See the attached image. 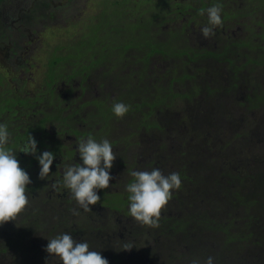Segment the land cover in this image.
<instances>
[{"label": "trees", "instance_id": "1", "mask_svg": "<svg viewBox=\"0 0 264 264\" xmlns=\"http://www.w3.org/2000/svg\"><path fill=\"white\" fill-rule=\"evenodd\" d=\"M217 3L222 5L221 18L224 23L231 18L230 16H234L233 12L236 14L235 11H237V9L234 11L226 0L206 2L203 6H205L204 9H206L208 6L211 7ZM128 7H134L136 10L138 8L144 10L157 8L158 11L162 10L163 17L165 18L168 16L169 12L179 11L180 13L178 14L177 12L175 17L161 19V14L159 12L151 14V11H142L138 13L137 17L132 16L136 20L134 24L137 25H127L126 28L123 29L125 33L124 41L117 42L116 40L119 39L117 37L116 40L111 38L106 45L104 42L102 43V41H99V35L105 30L110 19L113 20L116 18L119 20L128 13L135 15L134 13L128 12L130 9H128ZM190 7L192 6L188 1L172 2V0H114L110 4L103 2L102 13L100 11L98 16L95 17L97 18V22L93 25L95 29L81 36L80 39L82 41H78V47L74 48L70 45L62 46L63 48L65 46L67 47L68 51L66 55L64 52H59V54L53 53L54 51L51 52L50 59L52 62L43 78L45 84L40 95L32 97L24 96V98H21L19 91V94H14L11 93L13 91L9 89H4L0 95V118L3 115V111L9 112L10 115H14L17 111L19 113V118H16V120L19 119V122H21L22 114L28 117L30 114L29 109H33L35 112L34 124L37 127H42L40 122L47 119L50 114L45 113L47 107H49L50 96V91L47 89L49 83L47 82L50 81L51 84H55L56 79L64 75V72L62 71L63 73H61L60 70H64V66L69 60L82 63L83 68L87 71H89V69L95 70L96 68L105 69L103 66L107 63L106 60L108 62L110 61L109 56L112 53L118 54V52H121V55L118 54L115 58L114 65L111 64L105 69L108 72L114 71L117 76L124 65L122 64L124 60L122 55L126 53V48L124 47L125 42L129 41L130 44L126 46L131 48L129 53H134V57L132 58L134 61H129V64L131 67L139 68L141 71L140 73H144L148 70V65L151 63V58L154 56H158L162 61L167 62V65L171 69L181 70L182 74L179 73V78L175 79L176 83L172 86L176 84L188 85L190 91L186 94L169 93L165 97L170 98L173 96L172 99L176 97L178 99L181 98L185 100L187 104L192 105L193 103L195 105V116L198 119L197 122H193L188 128L214 130L212 132L220 135L223 131L227 132V126L231 123L225 122L231 121L237 117L232 116L233 112H238L237 114L239 115L242 112H246L245 117L247 121L245 122H255L260 125L259 137H257L251 145L252 148L258 150L259 153H257V158H259V160H252L253 158L251 157L252 159L249 160L244 169L240 171L241 175L232 174L226 166V162L231 160L232 153L229 151L230 147L233 146V139L231 137L227 139L228 142L224 145L226 148L221 149L209 138L207 142H210L206 145L207 147L204 148L206 151H209V154H207L209 156L202 153V155H197L195 158L188 150L186 151L187 158L183 157L185 152L180 154L179 160L177 161L178 165H175L173 170L180 174L182 184L180 189L172 191L171 199L173 200H170L162 210L159 227L152 228L153 231L148 235L145 233H138L137 228L131 226L128 228L131 230V235L126 236L125 234L122 237L126 240L125 244L127 243L133 246L131 251L137 252V254L141 256V260L138 264L167 263L166 261L171 258L165 259V251H173V244L175 242L183 238H188L191 235L195 238L197 237L198 240H208L210 235H213L216 238L215 244H217L220 253L223 255L226 256L228 251L235 248V250H232V252H234V258L236 255L240 254L242 248H248L250 251H253V246L264 249V143H262V139L264 138V90L251 86L246 77L250 76V73L253 72L252 67L254 66L253 63H255L253 56L256 44L254 41L248 40L243 44L237 45L235 49L243 47V52H239L235 55L233 49H229L225 46H223L222 50L219 52L216 51V49H209L211 45L209 47H198L189 40L191 43L190 45L188 39H186L183 45L178 48H172L159 39L157 40L154 38L157 37V34H153L150 27L154 25L158 28V19L164 20L165 23L170 21L179 22V30L181 33L191 34L188 32H191L193 28L198 29L195 27L190 28L194 20L193 16H195V12L197 11V9L188 10ZM239 7V11L242 12L245 17L248 16L253 19L254 14L264 7V0H244ZM244 11L248 12V14ZM106 16L112 18L106 19L108 18ZM203 21H208L207 15L204 16ZM129 27L134 29L130 31L128 30ZM136 29H138L137 32H135ZM219 30L220 26L217 31ZM13 31H16L18 35L21 33L19 28ZM118 31H120V36H122V29H118ZM11 32L10 29L0 24V41L6 43V39L14 34V32ZM193 33L196 34L195 30H193ZM245 39L246 38H244V41ZM59 48L61 47H57L56 49ZM262 50L264 53V49ZM10 51L13 55L15 54L12 48ZM225 52H229V55ZM8 60H10V58H8ZM237 60H240V62L237 63ZM171 62L172 64H170ZM164 65L166 64L164 63ZM215 65H217V67H215ZM111 66L113 67L110 68ZM174 69L173 75L175 76ZM189 69L190 71L194 69V73L191 72L188 74ZM131 71L132 74L135 73L133 69H131ZM208 75L214 76L208 79ZM136 85L137 84L133 83L131 90L126 94L129 97L134 95L145 97V92L143 91L142 94L139 93L140 89ZM172 86L169 85L168 91H171ZM241 86H244L245 89L242 96L238 98L236 93L238 90H241ZM23 87L24 82L20 86V90ZM9 93L11 94L9 98L13 97V102H16V105L19 106V109L13 112H11L12 106L7 102L8 100L6 98V94ZM189 96L192 98V102ZM147 97H149V94H147ZM200 97L201 99L199 100ZM194 98L197 99L196 102L193 101ZM213 98H218L222 102L211 105ZM56 103L57 104L53 102L51 97V111H55L58 117H60L62 115L61 107L64 103L59 99L56 100ZM127 105L131 106L129 103H127ZM166 107L167 105L159 106L157 112L160 110V113H162L163 109ZM135 110L137 111V109ZM157 112L151 114L137 112V114L133 115L130 114L129 111L127 114L130 120L137 119V123L138 119L148 122L151 121L152 123L156 122L157 115L155 113ZM249 112L253 113V115L255 114V119H251L247 116ZM53 117L56 118L55 116ZM100 119L102 123L104 120L105 126L108 127L111 125L112 121L115 120V115L113 111L107 115H105L103 111ZM151 123L145 125L147 131H161L164 129L157 122L154 126L151 125ZM27 124L28 123H22L19 128L25 127L26 129ZM25 133L27 134L28 131ZM235 135L236 139L244 140L246 143L250 141V139L247 138L249 133L242 129L240 132L238 131L235 133ZM12 145L16 146V144ZM217 153L219 156L215 155ZM203 156L204 158L202 159ZM156 161L158 162V160ZM127 165L128 163H126V166ZM189 166H191V170H189ZM149 168L154 169L156 166L150 165ZM149 168L147 171H151ZM133 170L134 169L131 168L127 169L126 186L134 181V178L131 176V171ZM170 173L172 172L170 171ZM163 174L168 175L165 172ZM224 177L228 179L234 178V181H239L240 187L233 189L225 186L222 180ZM27 190L29 192V204L24 211L18 214V217H15L13 220L18 226L17 232L19 233V241L8 243L10 248L15 246L14 251L17 253L15 260L20 264L24 263L27 251L35 252L33 248L25 245V242L30 239L31 236L34 237V240L37 239L38 242L42 243L43 240L49 236L54 238L57 236V233H59V235L68 233L72 235V237L73 235L76 236V238L78 237L79 241H86L90 247L95 249L97 246L102 247L115 244L117 243L115 240L120 238L118 234H116V236L111 234L112 226L107 223L109 221L108 219H101L100 215L95 214L93 211L84 212L83 209L72 204L71 200L68 198L66 199L61 191H57L58 189L52 191V188L48 185H39L37 178L33 179V184L27 185ZM54 192L60 197L54 195ZM108 194L109 193L104 192L103 195L105 202L108 203L106 207H111L112 210L114 207H119L116 206L118 203L117 200H114L113 202L115 203H113L106 199L112 196L117 199L118 195ZM125 194L126 193L122 192L119 195L124 196ZM184 196L187 197L186 204ZM58 198H60L59 200L60 202L62 201V203H56ZM206 199H209V201ZM239 206L244 208L239 216L245 227V232L243 233L244 237L241 238L237 237L236 233L229 234L236 227L235 219L230 217L232 212ZM73 209L80 214L73 216ZM249 212L253 214L249 215ZM104 214L113 216L116 213L109 211ZM241 219H238V221ZM224 223L228 225H224ZM113 224H115L114 221ZM141 226L145 227L146 225L141 224ZM238 241H240V243ZM235 242H238L236 247H234ZM152 243L153 246H151ZM242 243H245L246 246ZM110 247L111 252H106L110 264H129L128 255L127 257L120 256L123 246ZM236 250L238 254L236 253L235 255ZM163 259L165 260L163 261ZM183 259L185 258H181L180 260L183 261ZM251 261L252 259L244 260L240 263L235 259V262L230 264H237V262L239 264H251Z\"/></svg>", "mask_w": 264, "mask_h": 264}, {"label": "rangeland", "instance_id": "2", "mask_svg": "<svg viewBox=\"0 0 264 264\" xmlns=\"http://www.w3.org/2000/svg\"><path fill=\"white\" fill-rule=\"evenodd\" d=\"M38 1L39 5H42L40 10L44 13L42 16L37 13L36 18L34 16V22L30 25V30H28V34H26V37L23 38L22 42L26 44L27 49H24L23 52L18 55V61L15 57H13L12 62L13 65L9 67L8 58L10 55V46H8L6 43L0 44V91L2 89H10L13 91L14 94L20 95H26L29 97L40 95V92L44 89V80L43 78L46 75V72L48 70L47 61L51 57L52 53H49L50 49H53L55 46L59 45H70L74 48L79 46L78 41H82L80 38L85 34L86 32H90V30H94L95 23L97 22V17L100 11L102 10L103 2H107L110 4L114 0H35ZM153 1V0H152ZM154 1H160V0H154ZM174 1H183V0H172ZM192 1V0H191ZM210 1H218V0H203L204 4L209 3ZM238 1L242 3L244 0H226L229 6H231L234 11L236 6H238ZM153 3V2H152ZM44 4H47L45 7ZM37 5V4H36ZM35 5V6H36ZM154 5V4H153ZM250 6V5H249ZM150 7V6H149ZM130 7H128L129 9ZM209 8V6H208ZM32 10V7H30ZM45 10V11H44ZM47 10L51 11V19L47 18L46 13ZM205 10V9H204ZM207 10V9H206ZM201 15L200 13L198 15L193 16L194 20L191 27H195L198 29H192L191 34L193 33V30L195 32H200V29L207 25L206 21H203L201 17L206 14ZM142 11H148L151 14L160 12L157 10V8L152 9H140L137 10L134 9V7L130 8L128 12L134 13L133 14H126L121 19H110L108 25H106L105 30L99 35V41L104 42L106 45L111 38H114L116 40V37L119 38L116 40L117 42L124 41V31L123 29L126 28L127 25H134L136 20L132 17L138 16V13ZM46 12V13H45ZM248 14V12L244 11ZM102 13V11H101ZM236 13V11H235ZM233 17L225 22L226 24L215 28V36H213V40L217 42V45L215 48L210 47L212 50L221 51L222 47L225 46L229 49H233L235 51V55L239 52H243V47L239 49H235L237 45L241 43V41L245 39L243 43L248 41L249 39L251 41H254L256 46L254 49V56L253 60L255 61L254 66L252 67L253 72L250 73V76H246L249 80L251 86L263 89L264 90V7L257 11L256 14H254L253 19L249 18L248 16V24L250 29H248V26H242L239 24V19H234L236 17V14L233 12ZM109 19V16H106ZM240 17L244 18L243 15ZM6 19V15H5ZM135 20V21H134ZM127 21V23H126ZM164 21V20H163ZM233 24V26H231ZM239 24V30L232 31L234 29V26ZM231 26L230 28L227 27ZM157 27L154 25L150 27V30L153 32V34H157L156 38L157 40L164 36V34L168 31L172 32L173 29H179L180 25L179 22L172 23V21L168 23H163L162 20H157ZM225 27V30L222 32V28ZM118 29H122L121 33L122 36H120V31ZM231 32H234V35H231ZM258 47V48H257ZM67 51L65 50L64 54ZM59 53V52H58ZM134 53H125L123 54V63L126 64V61H132V58L134 57ZM234 55V56H235ZM118 56L117 53H112L109 56V62L106 60V64H104L103 68H108L111 64L115 63L114 60ZM20 59H24L27 61L26 67L22 68L20 66L21 62ZM8 60V61H7ZM11 60V59H10ZM82 60V58H81ZM240 62V60H237V63ZM110 63V64H109ZM139 64V63H138ZM162 64V60L158 56H154L153 60H151V63L148 65L149 69H156ZM172 64V62L170 63ZM114 65V64H113ZM179 65V64H178ZM111 66L110 68H112ZM217 67V65H215ZM134 70L139 69L137 67H132ZM180 69V67H179ZM146 70V71H148ZM63 70L61 69L60 72ZM194 73V69L190 71L188 70V74ZM102 72L100 71L97 75H100ZM160 73L162 71L160 70ZM179 73L182 74L181 70H179ZM217 74V73H215ZM214 75H208V79L210 77H213ZM220 77V75H219ZM249 77V78H248ZM24 82V87L20 90V86ZM148 82V81H147ZM145 83L140 85L143 91L145 92V97H141L139 95H134L131 97L125 96L124 88L122 86V81H117L110 84H103L112 89L114 94L111 97V104L113 105L114 102H123L125 104L129 103L131 106L138 105L139 109H143V106H141L139 100L145 99L146 103H151L155 98L160 97L163 98L167 96V94H181V93H188L190 90L189 86L179 85L176 84L175 86H172L171 91H168L164 89L162 92H159L155 86H160L161 84H151V83ZM164 86V84L162 85ZM140 89V88H139ZM245 87L241 86V90H238L236 95L238 98H240L244 92ZM19 91V93H18ZM141 93V90L140 92ZM150 93L149 97H146L147 94ZM90 94V93H89ZM1 95V93H0ZM10 93L6 94V98L10 97ZM171 96L170 98H165L164 102H162L161 105H167L169 110L175 113H180L179 115H176L172 113L171 116L166 115H157L156 122L163 127V130H155V131H147L146 128H141V124H148L151 123L145 120L138 119V125L135 121L130 120L128 117V114H126L123 118H117L115 116V120L112 121L111 125L107 127L108 134L113 138L118 140L117 148L115 147L113 151L115 152L117 156V162L123 161L125 163H130L134 157H136V160L138 161L140 166H144V163H146L147 158H149V155H152V158L148 160L149 163H151L153 160H158V164H156V168L159 169L162 173L170 174L171 172H174V167L177 164V161L179 160V156L181 153H184L183 157L187 158L186 151L188 150L191 154H193V157L196 158L197 155L203 154H209V151H206L204 149L207 147L206 145L210 142H207L210 138L217 147L226 148L224 145L228 142V138L233 139V146L230 147L229 151L231 154V160L226 162L227 169L232 172V174L241 175V170L244 169L246 163L248 164V161L251 160H259L257 158L258 150L252 148V142L259 137V130L260 125L255 122H245L247 121V118L244 114H237L232 113V116H237L235 119L225 122L230 123L227 126V132L223 131L220 135H218L215 132H212L214 130H204V128L201 129H190L188 128L189 125H191L193 122H197V118L195 116V105L192 103L191 106L186 103L183 99L173 98ZM192 102V98L189 96ZM201 97L199 98V100ZM84 100V99H81ZM197 99L194 98V102H196ZM218 98L212 100L211 105L221 103ZM193 106V107H192ZM146 108V107H145ZM158 108L154 110V112H157ZM90 127L96 128V125H101L102 121L100 117H94L93 115L96 113L95 110L89 109L88 113H90ZM3 115L1 116L2 122H8V120L11 118L10 115L7 114L6 111L2 112ZM140 113V112H139ZM133 115L137 114L135 111L132 113ZM35 112L33 109L30 110V114L28 117L24 116L22 114V120L19 122V119L16 120V118H19V113L15 115L14 120L15 122L12 123V127L15 130L14 133L21 134V129L19 127L20 124L28 123L30 125H35ZM255 115V114H254ZM253 113L249 112L247 113V116L251 119H255ZM95 120L97 121L95 123ZM150 120V119H149ZM154 121V120H152ZM156 122H152L151 125H156ZM187 126L186 129L182 127V125ZM149 125V124H148ZM137 127L140 128V130H137ZM235 127V130H234ZM240 127V129H239ZM241 129L243 131H246L249 133L248 137L250 141L247 143L244 140L236 139L235 133L238 131L240 132ZM218 131V130H217ZM206 133V134H205ZM257 134V135H256ZM50 139V138H49ZM47 139H44V141ZM110 140V139H108ZM27 141V140H26ZM207 142V143H206ZM262 143H264V138L262 139ZM22 144L20 145V147ZM219 149V150H220ZM22 152H20L21 154ZM201 153V154H198ZM216 156L219 154H215ZM122 157V158H118ZM209 156V155H207ZM252 157V158H251ZM204 156L202 157V159ZM147 162V163H148ZM171 162V163H170ZM121 169V165L118 166ZM36 174L40 171V166H35ZM149 168V167H148ZM155 168V169H156ZM149 170H152V168H149ZM189 170H191V166H189ZM133 171H145V169L141 170V168H136ZM131 171V172H133ZM117 181L115 183L119 186L125 185V179H126V173L125 170H121L118 175H116ZM223 183L225 186L236 189L239 186V181H234L235 179H228L224 177ZM114 183V181H113ZM114 188V187H113ZM177 191V190H175ZM185 198V204L187 197ZM172 200V199H171ZM209 201V199H206ZM243 207L239 206L235 209L234 212H232V215L230 218L235 219L236 227L233 231H231L229 234L236 233L237 237H244L243 233L245 232L244 229V223L242 222V219L239 217L240 213L243 211ZM249 215H252V212L248 213ZM73 219V218H72ZM238 219H241L238 221ZM122 223H124V220H121ZM129 224L132 225V227L137 228L138 233H145V234H151L153 231V227L149 228L147 226L143 227L141 226L140 222H130ZM224 225H228L227 223H224ZM140 226V227H139ZM11 227L14 228V231H18V226L14 223L13 225H9L6 230H10ZM6 231L5 228L0 225V236H3L4 239H6ZM76 236L73 235V239H75ZM215 237L213 235H210L208 240H198L197 237L195 238L193 235L189 236L188 238H183L182 240H178L173 244L174 250L173 251H165V259H168L163 264H192L193 259H198L200 261V264H204V261L209 257L214 258V264H230L234 263L235 259L241 263V261L244 260H250L251 264H264V249H259L255 246H253V251H250L248 248H242L240 251V254L237 253V250L235 251L238 255L234 258V252L228 251V254L223 255L220 253L219 248L217 244H215ZM255 239V238H252ZM198 240V241H197ZM117 243L108 245V246H123L121 250V255L127 257V255L132 256L133 260H130L129 264H138L141 260V256L137 254V252H132L124 250V244L125 241L122 237L115 240ZM241 241V240H240ZM240 241H238L240 243ZM38 240H34V243H37ZM238 242H235L234 247L237 246ZM5 243H8L7 239ZM246 246L245 243H242ZM153 246V243L151 244ZM155 249V248H153ZM12 250V249H11ZM179 258V259H178ZM181 258H185L180 260ZM35 259V258H34ZM163 259V261L165 260ZM33 260V259H32ZM41 260V259H40ZM43 260V259H42ZM29 264H32V261L28 260ZM37 263V261H36ZM26 264V263H25ZM110 264V263H109ZM158 264H162V262H159ZM237 264H239L237 262Z\"/></svg>", "mask_w": 264, "mask_h": 264}, {"label": "flooded vegetation", "instance_id": "3", "mask_svg": "<svg viewBox=\"0 0 264 264\" xmlns=\"http://www.w3.org/2000/svg\"><path fill=\"white\" fill-rule=\"evenodd\" d=\"M183 1H188L189 4H191L192 7H190L188 10H193L197 9L195 12V15H198L200 13L201 9H204L205 5L203 1L201 0H196V1H189V0H183ZM38 1L35 0H0V15L2 17H5L8 20V23L6 25H9L8 28L12 31L16 29H20L21 33L20 35L17 34L15 31L13 35L8 37L6 39V44L10 46L14 51V55L10 51L9 58L11 60L8 61L9 67L13 65L12 59L15 57L18 59V55H20L21 52L24 51V49H27V46L25 43L22 42L23 38L26 37V34H28V30H30V25L34 22V16L36 18L37 13H39L41 16L44 14L40 10L42 5H39L37 7ZM36 5V6H35ZM239 5H242L241 2L238 1V6H236L235 9L236 11V17L234 19H239V24L242 26H248V29H250L249 24H248V17L240 12L239 10ZM46 5H44L45 7ZM32 7V10L30 9ZM176 8V7H175ZM174 8V9H175ZM208 8V7H207ZM206 8V9H207ZM46 9V7L44 8ZM205 9V10H206ZM45 11V10H44ZM161 14V19H164L163 17V12L162 10H159ZM174 11V10H173ZM180 13L179 11L176 12H169L168 16L165 18H170V17H175L176 13ZM46 13V12H45ZM51 11L47 10L46 16L47 18L51 19ZM241 15L244 16V18L240 17ZM187 16V15H186ZM112 18V17H110ZM4 19L2 18V22L0 24L4 25ZM203 20V16L201 17ZM13 25H12V23ZM163 23H165L162 20ZM177 21L172 23H176ZM208 24V21H206ZM226 23L223 22V25ZM239 24L234 26V29L232 31H237L239 30ZM137 25V24H134ZM227 27L231 26L226 25ZM14 28V29H12ZM134 28L129 27L128 30L132 31ZM138 29L135 30L137 32ZM225 30V27L222 28V32ZM128 31V32H130ZM231 32V35H234L235 33ZM18 35V36H17ZM216 35V34H215ZM214 35V36H215ZM188 37V38H187ZM160 40L163 43H166V45L172 47V48H178L179 46L183 45L186 41V39L192 41L195 43L198 47H212L215 48L217 42L213 40V36H211L208 39H204L201 35L200 32H196V34H185L181 33L179 29H173L172 32L168 31L164 34L163 37H161ZM250 40V39H249ZM4 41V40H3ZM244 39L241 41L240 44H243ZM4 43L0 41V44ZM130 44L129 41L125 42L124 47L126 48V53H129L131 51V48L127 47L126 45ZM191 45V43L189 42ZM62 46L64 45H59L55 46L53 49H50L49 53L53 52L56 54H59L58 52H65L67 50V45L63 48ZM57 47H61L59 49H56ZM209 47V49H210ZM84 50V49H82ZM118 52V51H116ZM226 54L229 55V52H225ZM67 52L65 53V55ZM118 54L121 55V52H118ZM236 59V58H235ZM153 60V57L151 58ZM126 64L123 65L121 68V71L119 72V75L116 76L115 72H108L105 69L101 68H96L95 70L89 69V71L85 70L83 68V64L77 61H72L69 60L68 63L65 64L64 66V75L56 79V83H52L48 81V91H50V96H49V107H47V110L45 113H50L48 115V118L45 119L44 121L40 122V125L42 127H37L36 125H26V129L24 128H19L21 129V134H16L14 133V129L12 127V123L15 122L14 117L18 112L16 110L19 109V106L16 105V102L14 101V98H7V102L12 106V111H16L14 115H10L9 112H7L6 115H10L11 118L8 120V122H2L0 118V124H6L8 127L9 131V142L7 144V148L15 152V155L19 161L20 167L24 169L31 180V184H33V179L37 178L39 181V185H48L50 188H52V191L57 190L61 191L63 195H65L66 199L68 198L69 200L72 201V204H74L76 207H79V205L76 203V201L71 197V194L68 189L63 187V170L66 166H69L74 163H81L79 154L76 151L77 144L81 139L86 140L89 135L93 136L94 139L97 142L102 141L103 139H110V143L112 144L113 149L117 146L118 140L113 139L107 132V126H105V122L103 120V123L101 125H96V128H91L90 127V113H88L89 109H93L96 111V113L93 115L94 117H102L103 111L105 112V115L110 113L112 111V104L111 100L112 95L114 92L112 89L106 85L103 84H110L114 83L117 81H122V86L124 88V93L125 96L129 97L126 93H128L131 88L132 84H137L136 86L140 88L141 94L143 93V89L141 88L140 85L146 83L147 81L151 84H161L159 87L161 89L164 86L170 85L172 86L173 84L176 83L175 79L179 78V70L170 68L167 65V62L162 61V64L154 69H149L148 71H145L144 73H140L141 71L138 69H133L130 64L128 63L127 60ZM134 59H132V62ZM20 66L22 68L26 67L27 61L24 59H20ZM52 60L49 58L47 61V66H50V63ZM164 63L166 65H164ZM28 66V65H27ZM131 69L134 70V74H132ZM173 69L175 76L173 75ZM160 70L162 73H160ZM102 72L100 75H97L99 72ZM61 72V73H63ZM60 73V74H61ZM147 82V83H148ZM5 89V88H4ZM2 89L0 93L3 92ZM10 90V89H9ZM140 92V91H139ZM13 93V92H11ZM90 93V94H89ZM21 98H24L26 95H20ZM140 96V95H139ZM51 97L52 100L55 104L56 100L59 99L60 101H63V106L61 107L62 109V115L58 117L55 111H51ZM84 99V100H81ZM162 98L158 97L155 98L150 104L145 102V99H140L139 102L141 106H143V109H139L138 105L135 106H130V114L134 113L137 109L136 112L140 113H146V114H151L153 113V109L157 108L159 104L161 103ZM191 106V104H189ZM146 107V108H145ZM31 110V109H29ZM176 115H179L180 113H175L172 112ZM171 111L169 110L168 107L163 109V112L160 113V110L155 113L156 115H166V116H171L172 115ZM35 116V115H34ZM55 116L56 118H54ZM105 118V117H104ZM198 119V118H197ZM137 123V119L133 120ZM97 121L95 120V123ZM138 125V123H137ZM146 124L142 123L141 128H146ZM208 126V125H207ZM184 129L187 128V126L182 125ZM211 128V127H210ZM137 130H140L139 127H137ZM207 130V129H206ZM28 133L26 134L25 132ZM28 135H31L36 141H37V153L36 155L42 154L44 151H50L54 154V160L53 164L50 169V174L44 178V180H41L39 178V172L36 174V169L35 166H39L38 160L36 159L35 156L33 155H25L24 153L19 152L20 145L26 142ZM257 135V134H256ZM50 138V139H49ZM44 139H47L44 141ZM16 144V146L12 145ZM17 147V148H16ZM152 158V155H149V158ZM118 158H122L119 157ZM149 158H147L146 163H144V166H140L138 161L136 160V157L132 159L130 163L126 166V163L123 161L117 162V158L113 162V166L110 169V175L112 176V180L110 181V187L105 190H98V195L100 196V202H98L94 206L91 207V211H93L95 214H99L101 219H108L109 221L107 222L110 224L111 227V234L113 236H116L118 234V237H123V235L126 234V236L131 235V230L128 228L131 227L132 225L129 224L131 221L136 223L137 221L132 218L129 214V200L127 194L128 192L126 191V183L127 180L125 179V185L124 186H119L115 183L117 181L116 175L120 173V171L125 170V173L127 175V169H136V168H141V170L145 169V171L148 170V167L150 165H156L158 162L156 160H153L151 163L148 162ZM150 158V159H151ZM148 162V163H147ZM121 165V169L118 167ZM31 174V175H30ZM114 181V183H113ZM59 182V183H58ZM56 184L57 187H53V185ZM114 187V188H113ZM105 193L109 194H117L118 198L115 199L116 197H107V200H110V202H113L114 200H117L118 203L116 206H119L117 208L114 207L112 210L111 207H106L108 203L105 202V199L103 197ZM126 193L124 196H120V193ZM26 193L29 198V192L26 190ZM45 193V192H44ZM57 197H60L57 193H53ZM108 194V195H109ZM58 198L56 203H62L60 202ZM173 200V199H172ZM115 203V202H113ZM111 203V204H113ZM59 206V205H58ZM80 208V207H79ZM82 209V208H80ZM115 212L113 216L110 215H105L104 213L106 212ZM74 216V215H73ZM18 217V215L16 216ZM113 217V219H112ZM121 220H124L122 223ZM114 223L116 224H113ZM15 222L14 221H9L5 224L2 225V227L5 228L6 231V239L9 242H18L19 241V233L17 231H14V228L11 227L10 230H6L8 226L13 225ZM59 235V233H57ZM6 239H4L3 236H0V264H20L18 261L15 260L16 252L14 251L15 246H12L10 248L8 243H5ZM48 239H51V237H47L43 242H38L34 243V237L31 236L30 239H28L25 242V245L27 247H31L35 250V252L27 251V255L24 259V263L21 264H29L28 260L32 261V264H46V261L48 264H62V262L59 260L58 257H49V254L44 250L48 244ZM74 240L79 242V238H75ZM90 247V246H89ZM110 246H97V248L90 247V250H95L99 251L101 255L108 260V255L106 252H111L110 251ZM12 249V250H11ZM28 249V248H27ZM138 251V250H136ZM129 256V255H128ZM35 258V259H34ZM33 259V260H32ZM41 259V260H40ZM43 259V260H42ZM133 260L132 256H129L128 261ZM37 261V263H36Z\"/></svg>", "mask_w": 264, "mask_h": 264}, {"label": "clouds", "instance_id": "4", "mask_svg": "<svg viewBox=\"0 0 264 264\" xmlns=\"http://www.w3.org/2000/svg\"><path fill=\"white\" fill-rule=\"evenodd\" d=\"M221 13V4L217 3L207 8L208 24L200 29L204 39L214 36V29L222 26ZM200 14L204 15L205 10L201 9ZM2 18L5 17L0 16V23ZM7 23L6 18L4 25H1L8 28L10 24L6 25ZM155 88L162 92L164 89L168 90L169 85L163 86L164 89L159 86H155ZM148 94L150 95V93ZM165 98H162L161 103ZM155 109L152 111L154 112ZM129 110L130 106L123 102H114L112 105V111L117 118H123ZM8 142V127L6 124H0V225L13 221L29 204L26 190L27 185L31 183L30 177L20 167L15 152L6 147ZM76 151L81 163H74L64 168L62 183L79 207L84 212H91L90 206L100 202L98 190L110 187V181L113 179L110 169L117 156L108 139L97 142L91 135L86 140L81 139L78 142ZM19 152L36 157L40 166L39 178L41 180L50 174L54 154L44 151L37 156V141L31 135H28L27 141L22 144ZM131 176L134 181L126 187V191L129 193L130 216L142 225L159 227L161 212L171 200L172 191L181 187L180 174L172 172L164 175L159 169L154 168L151 171H133ZM53 187L55 188L57 185L54 184ZM72 212L73 215L80 214L75 209ZM132 247L130 244H124L126 251H130ZM44 250L50 258L58 257L62 264H109L99 251L90 250L86 241L78 242L68 233L48 239ZM46 264H48L47 261ZM192 264H200V261L193 259ZM204 264H214V258L209 256Z\"/></svg>", "mask_w": 264, "mask_h": 264}]
</instances>
